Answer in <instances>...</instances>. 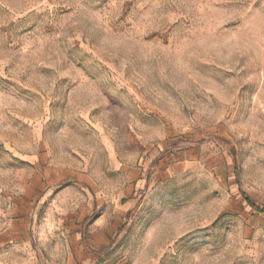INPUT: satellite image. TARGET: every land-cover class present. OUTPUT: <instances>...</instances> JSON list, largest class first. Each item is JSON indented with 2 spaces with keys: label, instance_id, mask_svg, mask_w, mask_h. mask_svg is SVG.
Here are the masks:
<instances>
[{
  "label": "rangeland",
  "instance_id": "rangeland-1",
  "mask_svg": "<svg viewBox=\"0 0 264 264\" xmlns=\"http://www.w3.org/2000/svg\"><path fill=\"white\" fill-rule=\"evenodd\" d=\"M264 0H0V264H264Z\"/></svg>",
  "mask_w": 264,
  "mask_h": 264
},
{
  "label": "trees",
  "instance_id": "trees-1",
  "mask_svg": "<svg viewBox=\"0 0 264 264\" xmlns=\"http://www.w3.org/2000/svg\"><path fill=\"white\" fill-rule=\"evenodd\" d=\"M246 199L249 202L250 206L254 207L257 211H259L260 213L264 214V208H256L253 202H251L248 198H246Z\"/></svg>",
  "mask_w": 264,
  "mask_h": 264
}]
</instances>
